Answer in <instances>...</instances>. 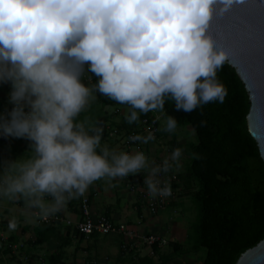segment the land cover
I'll list each match as a JSON object with an SVG mask.
<instances>
[{"label": "clouds", "instance_id": "clouds-1", "mask_svg": "<svg viewBox=\"0 0 264 264\" xmlns=\"http://www.w3.org/2000/svg\"><path fill=\"white\" fill-rule=\"evenodd\" d=\"M253 2L0 0V85L11 89L0 137L29 142L27 155L0 161V201L22 203L27 223L48 221L94 182L142 171L152 197L170 196L160 176L180 167L181 148L156 165L144 152L102 145L103 128L79 117L97 92L129 106V125L162 111L166 98L185 113L223 103L217 73L230 50L221 22ZM86 73L97 84L86 86ZM163 130L178 133L177 120L167 116Z\"/></svg>", "mask_w": 264, "mask_h": 264}, {"label": "trees", "instance_id": "trees-1", "mask_svg": "<svg viewBox=\"0 0 264 264\" xmlns=\"http://www.w3.org/2000/svg\"><path fill=\"white\" fill-rule=\"evenodd\" d=\"M85 75L90 77L93 85L97 84V77L91 73ZM217 76L227 90L223 103H209L191 113H185L176 111L174 101L166 98L161 111L164 119L167 116L174 117L179 128L190 127L195 135V142L184 145L178 143L175 137L171 139L173 150L181 148L188 159L184 174L177 175L178 184L174 185V190L180 184L184 191L195 188L191 201L196 218L186 237V249L176 243L167 245L172 248L173 256L183 252L193 255L203 252L200 264H236L243 253L264 239V164L256 143L248 133L246 117L250 103L244 85L227 63L218 71ZM95 95L94 102L102 109L118 107L130 111L127 105L119 104L98 92ZM155 112L140 114L139 120L131 125L125 119L119 125L112 123L111 127L130 132L142 119L153 118ZM99 116V112L90 109L79 118H88L90 122L101 126ZM102 128L103 135L108 136L105 126ZM164 135V131L159 130L156 138ZM58 225L38 224L33 229L34 240L26 242L23 249L29 256L28 261L32 249L57 239ZM6 227L19 228L0 222L1 229ZM74 233L80 242L85 240L77 232ZM117 238L120 251L125 253L122 249L123 238ZM9 240L10 244L7 245L0 240L1 254L10 255L11 245L18 243L15 235ZM67 246L68 241H59L57 252L47 255V264H66L63 253ZM152 253L159 254L157 244L152 246ZM167 261L168 257H165L160 264H167ZM28 264H32L31 261ZM85 264L102 262L89 261Z\"/></svg>", "mask_w": 264, "mask_h": 264}, {"label": "crops", "instance_id": "crops-1", "mask_svg": "<svg viewBox=\"0 0 264 264\" xmlns=\"http://www.w3.org/2000/svg\"><path fill=\"white\" fill-rule=\"evenodd\" d=\"M10 90L11 89L9 85H0V102L2 99H4V104L7 103V95ZM6 107L9 110L11 109V105L7 104V106L4 108L0 105V112H3ZM90 109L93 108H89L83 113H86ZM105 109L106 108L102 109L99 106L97 109H94V111L100 113L99 117L102 122L101 127L105 126V116L103 114ZM113 109L117 110L121 108L115 107ZM125 111L126 112L124 114L128 112V109H125ZM83 113H81V115ZM125 119L126 117H121L119 120L116 119L113 122L114 124L119 125L120 122ZM108 126L110 125L105 127ZM164 138L165 137L157 138L158 140L152 141L150 143V162H162L165 158L171 155L172 152H167L166 149L162 147V143H165L163 140ZM159 140H163V142L158 143ZM107 146L118 153L120 152L116 141L113 143V145L107 144ZM28 150L29 142L24 139L5 140L0 145V161H3L4 159L14 160L22 156ZM25 155H27V153H25ZM178 169L179 168H174L173 170L176 171L177 175H183L184 172L179 173L180 171H177ZM146 176L147 171H142L141 174L136 176L124 178L118 177L112 180L104 178L94 182L86 191L92 217L98 218L105 216L114 223H121L129 226L137 235H158L162 239L168 240L167 243H176L181 245L182 239L185 236L182 234V224L185 222L183 217L185 216L184 213L185 209L187 208V204H185L186 201L181 199L182 196H185L183 185L180 184L179 188L176 189V198H178V200L175 198L176 201H173L166 211L152 216L148 211L146 204L147 199L145 200V198H143V193L148 192L147 186H144V183L140 182L144 180ZM190 191L191 190H188L186 192L188 193ZM79 202L80 196L70 200L66 207L61 212L56 214L57 216L64 219V221L69 222L70 226L59 224L56 227L57 239L55 241H51L42 247L32 249L30 253L31 259L29 260L32 264H34V261H36V257L34 256L36 255L37 251L42 250V248H45L48 245H51L55 248L51 253L57 252L59 241L69 242V246L64 248V263H66L67 258L70 256L75 259V261L71 264H78L79 262H81V264H85L89 261H101L102 264H149L150 262L151 264H160L162 259L165 257H168L167 264H197L198 255L183 252L181 255L173 256V250L172 248L170 249L168 245V249L158 247V255H153L152 248L142 245H137L128 252L126 251L123 253L119 249V239L115 235L107 237L97 236L93 237L92 239L83 240L80 242L79 238L74 233L77 232L74 228V225L78 221L80 215ZM22 208V203L0 201V222L13 226L12 221L15 220V225L19 227L18 229H13L11 227L2 229L0 228V240L4 243V245L10 244L9 239L12 235L17 236L18 241L33 242L34 240L33 229L39 223L25 222ZM173 211L177 214L174 215ZM23 228L28 229V231H22ZM16 244L11 245V247ZM27 257L29 256L27 255ZM159 257H161V260ZM5 258L6 256L0 253V264L7 263L8 260ZM144 258L146 261H141ZM200 262L201 260L199 263Z\"/></svg>", "mask_w": 264, "mask_h": 264}, {"label": "water", "instance_id": "water-1", "mask_svg": "<svg viewBox=\"0 0 264 264\" xmlns=\"http://www.w3.org/2000/svg\"><path fill=\"white\" fill-rule=\"evenodd\" d=\"M242 20L249 25L250 37L245 46L240 35ZM221 25L224 34L221 43L230 50L226 63L235 70L248 95V133L264 164V0L236 6ZM236 264H264V239L243 253Z\"/></svg>", "mask_w": 264, "mask_h": 264}, {"label": "built area", "instance_id": "built-area-1", "mask_svg": "<svg viewBox=\"0 0 264 264\" xmlns=\"http://www.w3.org/2000/svg\"><path fill=\"white\" fill-rule=\"evenodd\" d=\"M83 82L86 86H93L92 81L87 75H85ZM109 138L116 141L119 146L120 152H127L129 154H135L137 151L144 152L146 157H149L150 143L155 141L159 133L156 120L153 118L142 119L138 125L130 132H125L122 129L112 128L110 126L105 127ZM152 135L154 138L147 143L142 142L139 139H132L133 137H147ZM5 141L0 137V145ZM162 183H167L171 187L172 194L168 197H152L149 192L143 193L145 200L147 199L148 211L152 216L162 213L168 209L170 204L175 200L177 191L174 190V185L178 184V177L175 172L170 171L163 173L160 176ZM145 186V184H144ZM79 219L75 223L74 228L77 233L85 240H89L93 236L107 237V236H121L123 238V251L133 249L137 245L146 246L152 248L155 244L158 247L166 246L167 242L161 237L156 235H137L133 229L129 226L121 223H114L105 216L93 218L90 212L89 199L87 193L80 196L79 202ZM39 224H65L70 226L69 222L64 221L61 217L55 215L48 221H40ZM14 247H12L13 249Z\"/></svg>", "mask_w": 264, "mask_h": 264}, {"label": "rangeland", "instance_id": "rangeland-1", "mask_svg": "<svg viewBox=\"0 0 264 264\" xmlns=\"http://www.w3.org/2000/svg\"><path fill=\"white\" fill-rule=\"evenodd\" d=\"M3 101H4V99H2V101L0 102V105L4 108L5 106H7V103L4 104ZM89 108L97 109L98 105H96L94 102H92L90 104V106L88 107V109ZM125 112L126 111L123 108L115 110V109H113V107H107L103 112V114L105 116V126L110 125V127H111L112 123H114L113 121H115L116 119L119 120L121 117H126L128 112L126 114H124ZM154 119L156 120L157 127L159 128L160 131H162L166 119L163 118L161 111L155 112ZM164 134H165L164 135L165 138L163 140L165 143L164 144L162 143V147L165 148L167 152L168 151L172 152V150H173V145H171V139L173 137H175L176 140L178 141V143H181L182 145L195 142V135H194V133L190 127L179 128L178 133H175V134H170V133H167L164 131ZM156 140H158V139H156ZM163 140H159L158 143L163 142ZM114 142L115 141L111 140L109 138V136H106V135L103 136L102 145L103 144L113 145ZM148 160H149V157H148ZM187 160L188 159H187L186 155L183 153L181 161H180V167L177 170V171H180L179 173L184 172ZM152 162H154V161H152ZM161 163L162 162H154V164H156V165H159ZM173 172L176 173V171H173ZM140 182H143V180ZM193 190H195V188H192L191 191L188 193L186 191H184L185 196L181 197L182 200L186 201L185 204H187L186 205L187 208L185 209V213H184L185 216L183 217V220L185 222L182 224L183 225L182 234H184L185 236L182 239L181 245L184 249L187 248L186 237H187L188 232H189V230H190V228H191V226L194 223L195 218H196L195 208L193 207L192 201H191V194H192ZM176 200H178V198H176ZM176 200H174V202ZM176 214L177 213L174 212V215H176ZM156 236H158V235H156ZM158 237H160V236H158ZM165 241L168 242V240H165ZM25 243H26L25 241H18V244L13 246L14 248L11 250L10 255H5L6 256L5 259L8 260V261L6 260L7 261L6 264H28L29 258L27 257L26 253L23 250L25 248ZM162 247L168 249L167 245L162 246ZM54 249L55 248L53 246L48 245L45 248H42V250H38L36 255L34 256V257H36V261H34V264H47V262H46L47 255H49V253L53 252ZM167 251H170V250H167ZM203 255H204L203 252L198 254L197 264H200L199 261L201 260ZM74 261H75V259H73L72 257L69 256V258H67L66 264H71ZM78 264H81V262H79Z\"/></svg>", "mask_w": 264, "mask_h": 264}, {"label": "snow or ice", "instance_id": "snow-or-ice-1", "mask_svg": "<svg viewBox=\"0 0 264 264\" xmlns=\"http://www.w3.org/2000/svg\"><path fill=\"white\" fill-rule=\"evenodd\" d=\"M240 35L242 37V44L245 46L250 37L248 24H243V29L240 31Z\"/></svg>", "mask_w": 264, "mask_h": 264}]
</instances>
